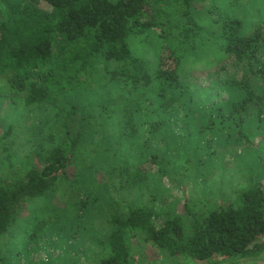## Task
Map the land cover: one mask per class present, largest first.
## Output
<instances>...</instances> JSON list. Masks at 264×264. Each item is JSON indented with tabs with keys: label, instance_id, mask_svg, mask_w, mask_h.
Here are the masks:
<instances>
[{
	"label": "trees",
	"instance_id": "1",
	"mask_svg": "<svg viewBox=\"0 0 264 264\" xmlns=\"http://www.w3.org/2000/svg\"><path fill=\"white\" fill-rule=\"evenodd\" d=\"M1 1L5 10L0 12V99L25 94L29 106L51 107L62 120L63 136L46 155H36L37 165L21 173L6 172L0 184V237L9 234L38 199L70 180L69 170L86 152L85 143L105 132L112 106L64 102L79 91L94 90L105 79L127 90L125 132L136 137L147 126L146 146L168 138L163 132L173 116L179 124L193 113L176 93L184 70L211 67L224 57L246 68L241 81L230 82L242 97L208 108L206 128L230 126L249 141L244 125L252 105L260 108V126L264 122V33L260 26L250 31V24L236 15L241 5L201 0L203 7L196 9V0ZM258 5L264 11V0ZM263 16L260 12L255 20ZM153 84L155 101L138 103L136 93ZM142 118L144 123H138ZM120 172L128 183L144 185L149 180L143 169ZM58 212L51 210L49 217L57 219ZM84 212L76 217L81 224L89 214ZM156 219L149 205L113 215L103 243L106 257L99 264H131L130 239L135 237L172 258L212 264L264 256L261 187L239 193L236 205L190 214L189 224L178 215H167L162 225ZM30 241L39 243L38 228Z\"/></svg>",
	"mask_w": 264,
	"mask_h": 264
},
{
	"label": "rangeland",
	"instance_id": "2",
	"mask_svg": "<svg viewBox=\"0 0 264 264\" xmlns=\"http://www.w3.org/2000/svg\"><path fill=\"white\" fill-rule=\"evenodd\" d=\"M216 1L226 7L241 5L236 15L250 24V31L260 26L264 33V16L255 20L260 12L264 15L259 0ZM195 4L196 9L204 5L201 0ZM4 10L0 0V12ZM221 59L211 67L189 66L184 70L182 87L176 93L193 109L191 116L184 117L188 126L184 121L177 124L178 117L173 116L163 132L168 138L153 141L148 147L147 126L139 136L126 134L124 113L130 99L124 100L127 90H121L111 79L94 90L67 97L66 103L112 106L113 114L105 132L85 143L86 152L80 153L69 170L70 180L61 183L51 196L38 199L13 230L0 237V264H99L106 257L103 243L113 215H127L132 208L149 205L158 215V225L167 215H178L189 224L190 214L203 215L221 206L236 205L239 193L264 189V122L260 126V108L252 105L245 116L249 141L241 139L230 126L206 128L208 108L224 107L242 97L230 82L241 81L246 68L234 59ZM155 85L141 88L135 95L139 97L137 102L155 101ZM26 98L25 94H7L0 99V184L7 171L21 173L37 165L36 155H46L63 136L58 113L43 104L29 106ZM149 119L154 121V116ZM138 123L143 124L144 118ZM155 155L157 162H153ZM121 169H143L149 180L144 185L128 183ZM79 202L86 205L79 207ZM51 210L59 211L57 219L49 217ZM86 210L89 214L81 224L76 217ZM37 228L39 243L34 244L30 237ZM130 246L131 264H212L172 258L138 237L130 239ZM220 264H264V256Z\"/></svg>",
	"mask_w": 264,
	"mask_h": 264
}]
</instances>
